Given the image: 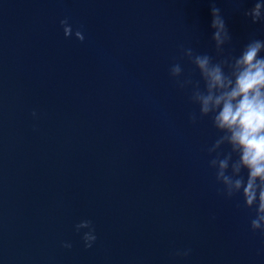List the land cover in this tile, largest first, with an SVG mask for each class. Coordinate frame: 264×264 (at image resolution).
<instances>
[{
  "label": "water",
  "instance_id": "obj_1",
  "mask_svg": "<svg viewBox=\"0 0 264 264\" xmlns=\"http://www.w3.org/2000/svg\"><path fill=\"white\" fill-rule=\"evenodd\" d=\"M213 2L239 55L251 35L217 0H0V264H264L169 76L192 72L181 45L215 55Z\"/></svg>",
  "mask_w": 264,
  "mask_h": 264
},
{
  "label": "clouds",
  "instance_id": "obj_2",
  "mask_svg": "<svg viewBox=\"0 0 264 264\" xmlns=\"http://www.w3.org/2000/svg\"><path fill=\"white\" fill-rule=\"evenodd\" d=\"M239 3L240 0H235ZM215 55L198 52L193 47L180 46V60L193 65L192 72L184 74L180 62L169 68V76L180 90L189 91V102L198 107L188 114L189 122L209 118L218 136L207 149L208 164L215 170L217 194L225 199L239 197L237 208L253 213L250 229L264 236V39L254 36L240 50L239 55L225 54L231 48L232 36L221 10L211 6ZM244 15L264 30V0H256ZM66 38L73 35L68 18L60 21ZM75 37L83 42L85 36L77 29ZM195 73L199 79H194ZM36 115L35 111L32 113ZM246 173V176H245ZM242 201V203L240 202ZM87 229L82 240L91 248L97 237L91 220H81L75 230ZM71 248L70 243L63 244ZM190 249L176 252L188 256Z\"/></svg>",
  "mask_w": 264,
  "mask_h": 264
}]
</instances>
